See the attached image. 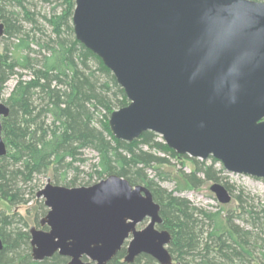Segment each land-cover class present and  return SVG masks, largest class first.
Instances as JSON below:
<instances>
[{
	"label": "water",
	"instance_id": "95a60500",
	"mask_svg": "<svg viewBox=\"0 0 264 264\" xmlns=\"http://www.w3.org/2000/svg\"><path fill=\"white\" fill-rule=\"evenodd\" d=\"M73 1L75 40L101 60L128 101L108 118L116 140L152 132L179 156L212 158L229 173L264 180L263 2ZM3 31L0 22V37ZM8 114L0 103V158ZM209 190L220 204L230 202L223 186ZM35 196L48 209L39 220L48 230L29 229L35 262L58 254L67 264H112L129 240L125 264L140 255L173 263L171 234L155 228L163 224L160 205L144 186L110 175L88 187L47 182Z\"/></svg>",
	"mask_w": 264,
	"mask_h": 264
},
{
	"label": "trees",
	"instance_id": "16d2710c",
	"mask_svg": "<svg viewBox=\"0 0 264 264\" xmlns=\"http://www.w3.org/2000/svg\"><path fill=\"white\" fill-rule=\"evenodd\" d=\"M32 1L0 0V22L4 26L0 95L6 80L19 76L5 102L9 114L1 119L6 155L0 158V200L12 205L19 198L18 183H27L34 175L46 172L53 174L57 184L73 187L75 179L67 181V173L77 172L75 163L84 162L79 151L91 149L97 154L93 168L98 180L116 175L132 186L141 183L150 191L153 200L161 203L162 228L171 234V254L175 261L183 264H264V206L249 204L239 195L240 213L236 216L239 223L236 224L233 216L222 215L223 210L211 213L197 210L160 190L147 177L146 169L167 163L157 153L178 155L152 132L142 133L132 143L116 140L111 135L108 116L126 106L128 101L101 60L75 40L69 24L74 1L60 0L49 18L42 17L52 27L53 39L38 26V14ZM252 1L264 3V0ZM6 6L11 8L6 9ZM58 7L62 10L56 14ZM20 22L28 23L29 29ZM16 71L27 73L28 79H22ZM197 167L206 180H217L219 172L212 166L200 163ZM59 171H62L60 176ZM158 178L162 179L160 175ZM186 178L189 183H196L195 176L187 175ZM198 218L207 223L209 229L205 233ZM12 223L13 217L0 215L3 243L0 264L67 263L56 254L41 262L32 261L23 253L29 250L28 233L11 229ZM8 253L11 257L2 261V256ZM124 253L122 248L112 264H119ZM155 263L152 258L140 255L131 264Z\"/></svg>",
	"mask_w": 264,
	"mask_h": 264
},
{
	"label": "rangeland",
	"instance_id": "374dc122",
	"mask_svg": "<svg viewBox=\"0 0 264 264\" xmlns=\"http://www.w3.org/2000/svg\"><path fill=\"white\" fill-rule=\"evenodd\" d=\"M60 2V0H50L46 3L40 0H34L31 2V4L35 6L36 14H38L36 17L38 26L43 30V33L46 36H49L52 39L54 38L52 27L46 21H44L42 17L49 18L51 16L52 8L57 6ZM5 8L10 9L11 6H6ZM61 10L62 7H58L55 9V13L59 14ZM19 24L29 29L28 23L20 22ZM69 24L72 26L71 21ZM1 39L2 37H0V52H2L3 49ZM16 72L22 75V79H28V75H26L27 73L23 71ZM17 77L19 76H12L3 84L0 95V103L5 104L7 97L16 84ZM146 149L147 148H144V150ZM79 154L81 155L80 158H82L84 162L75 163L74 166L78 168V171L68 172L66 178L67 181L75 179L76 183L73 187H88L100 181L94 175L93 168V165L97 162V154L91 149L80 150ZM157 156L164 157L167 160V163L146 169L145 173L147 177L152 179V181L160 190L165 191L166 194L170 193L176 198L184 200L190 207L210 213L223 210V216L226 214L233 216L235 223L238 224L239 221L236 216H238L240 213V205L237 200L239 195L242 197V200L248 201L249 204H253L254 206H264V180L262 179L253 178L243 174L229 173L223 169L220 162L213 161L212 158L200 160L190 158L186 155L172 157L169 155H163L161 153H157ZM200 163H202L205 167L212 166L214 170L219 172L216 181L205 179L204 175L197 170V165ZM60 174H62V171L58 172L59 176ZM158 175H160L162 179L158 178ZM187 175L195 176L196 183L194 185L188 182L186 178ZM56 177L58 178V176ZM54 178L55 177L53 174L49 172L44 174H36L32 177L31 181L17 184L16 188L20 190L19 198L16 199L18 201L12 205H9L6 202L0 200V215L13 217L11 229H15L21 233H28L29 250L27 253L26 251L23 253L28 255L30 258L31 249L29 246V229L31 227L38 228V221L42 219L48 211V209L43 205V200L37 199L35 195L46 185L47 182L57 186H64L60 183L57 184ZM214 183L223 186L228 191L229 195L231 196V200L228 204H220L217 202L214 194L210 192L209 188ZM135 185L144 186L141 183H137ZM176 188L178 189L177 191ZM154 202L161 206V203L158 200H155ZM198 220L201 221L200 218H198ZM148 222V218L144 219L136 226V230L139 231L144 229ZM199 226L204 233L209 229L205 221H201ZM155 228L159 231L164 230L162 226H155ZM203 236L205 235L203 234ZM128 242L129 240L125 241L123 247L124 249L128 245ZM166 248L172 256L173 264H183L180 260L175 261V256L171 254L170 244ZM10 257L11 255L8 253L7 255H3L1 260L3 261L5 258L8 259ZM17 258L14 260V262L17 261ZM122 260L123 258H119L118 263L125 264Z\"/></svg>",
	"mask_w": 264,
	"mask_h": 264
},
{
	"label": "flooded vegetation",
	"instance_id": "af4514ba",
	"mask_svg": "<svg viewBox=\"0 0 264 264\" xmlns=\"http://www.w3.org/2000/svg\"><path fill=\"white\" fill-rule=\"evenodd\" d=\"M32 228V227H31ZM36 230H39V231H47L48 229H47V227L46 226H43V227H41L40 225H39V221H38V228L37 227H34ZM30 235V234H29ZM30 246V245H29ZM30 249H31V247H30ZM56 255H58V254H56ZM59 256V255H58ZM63 258V257H62ZM66 259V258H65ZM67 260V259H66ZM33 261V260H32ZM123 261V260H122ZM67 262H68V260H67ZM67 264V263H66Z\"/></svg>",
	"mask_w": 264,
	"mask_h": 264
}]
</instances>
